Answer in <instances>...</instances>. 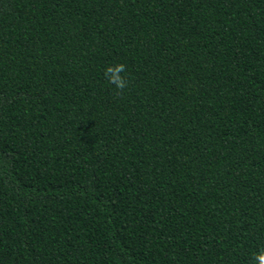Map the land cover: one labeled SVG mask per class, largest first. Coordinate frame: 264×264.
Returning <instances> with one entry per match:
<instances>
[{"label":"trees","instance_id":"1","mask_svg":"<svg viewBox=\"0 0 264 264\" xmlns=\"http://www.w3.org/2000/svg\"><path fill=\"white\" fill-rule=\"evenodd\" d=\"M261 247L264 0H0V264Z\"/></svg>","mask_w":264,"mask_h":264},{"label":"clouds","instance_id":"2","mask_svg":"<svg viewBox=\"0 0 264 264\" xmlns=\"http://www.w3.org/2000/svg\"><path fill=\"white\" fill-rule=\"evenodd\" d=\"M126 67L124 64H114L105 68L104 77L110 85H114L119 92H122L128 86V80L125 75ZM252 259L255 264H264V247L253 253Z\"/></svg>","mask_w":264,"mask_h":264}]
</instances>
